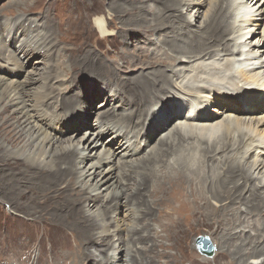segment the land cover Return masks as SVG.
I'll return each instance as SVG.
<instances>
[{
    "label": "bare ground",
    "instance_id": "bare-ground-1",
    "mask_svg": "<svg viewBox=\"0 0 264 264\" xmlns=\"http://www.w3.org/2000/svg\"><path fill=\"white\" fill-rule=\"evenodd\" d=\"M91 1H93L92 12H101L102 9L99 7L98 1ZM108 1V8L116 14L114 18L117 19L119 24H123L121 27L123 35L129 34V38L134 37L133 40L139 44L145 33L148 34L150 31L157 34L155 41L152 39H145V41H148L149 46L160 45V51L165 49L170 54L166 57L168 60H162V54L160 58L155 56L153 58L155 64L170 67L176 64L177 60L182 62L181 58H184V62L178 66L179 68L176 66L178 69L170 70L171 77L166 75L164 70L158 69V65L154 73L150 72L151 68L148 73L141 72L137 77L132 76L133 73L121 77L120 72L122 71L120 69L116 72L115 70H107L106 66L89 65L90 60L83 59L86 54L91 53L89 51L81 58L86 63L72 58L70 54L67 66L76 65L83 71L87 69L89 72H98V77L102 80L98 77H94L96 80H93L103 81V83L105 81L113 82L117 86L114 87L112 83L105 82L106 86L112 88L111 96L107 98L105 105L99 108H97L98 101L105 97V94L103 95L95 85L92 86L89 93L86 89L79 92L73 90L79 80L84 81L90 78L85 76L86 78L77 79L74 77L75 75L72 76L75 72L69 76L68 73L70 72L67 70H64V74L61 76L63 70L61 71V66L55 63L53 67H44L46 68L45 77L46 80L49 78L52 80L53 74L60 71L58 77L55 75L58 86H54L55 84L52 82L53 85L49 81L48 84L40 85L38 89H34L33 84L36 83L32 78L34 75L27 71L24 72L23 63L16 57L18 53H22L25 58H29L32 55H40V52L44 51L45 55L51 58L48 53L52 50H58V46L54 43L56 42L55 39H57L58 44L63 43L65 19L52 20L48 12L42 18L40 26L33 25L34 21L24 15L18 16L11 22L1 21L0 19V188L2 189L3 186L1 196L5 195V199L8 200L9 204L17 206L18 202L13 196L19 183H23L24 180L47 182L49 186L61 190L71 200V212H80L78 223L85 227L84 242L77 241L68 248L56 250L51 246V255L39 259L37 264H115L116 262L122 264L123 260L124 264L154 263L151 254L152 245L155 242L153 239L157 237V233L152 230L149 233V239L146 233V236H144L142 235L144 232H141L145 230L144 223L156 215L150 210V206H155V203L153 200L152 203L148 202L146 195L149 192V184L153 181L156 185L152 191L155 193L152 196L153 198L160 193H166L164 188L166 185L165 179L161 175L162 179L159 177L160 180H155L160 172L157 173L156 171L155 173L153 169L159 163H163L165 159L169 162L178 155L183 158L181 161L176 160L173 164L176 166L175 172L177 175L172 182L175 180V184L182 183L183 185V181L188 180L191 191L190 193L188 191L189 194L186 195H189L193 205L198 202L195 195L198 193L199 188L197 186L193 187L195 183L193 184L192 177H199L202 180V185L199 182V186H202L200 190H205L204 193L202 192L204 194H202L203 198L201 197L202 205L197 208V213L187 215L184 220H195L198 217V221L204 222L203 219L208 221L214 219L213 225H215L212 236L216 237L220 248L217 250V254L231 256L229 258L235 262L234 264H248L249 259L254 261L259 256H264V223H260L261 227L258 228V222L255 220L256 216L261 219L264 218L263 160L253 161L252 164L246 161V156L249 154H256L262 150L261 154L264 155V114L262 112L259 117L253 116L248 120L239 117L247 116L248 118L250 116L249 112H255L261 105L264 107V94H259L257 91L249 94L245 93L246 88L249 86H254L259 91L262 88V92H264V61H261V56H264V0H209V9L202 16V19L200 18V27L197 30L192 29L193 20L191 21V18L182 11L186 0ZM16 2L14 3L17 6ZM76 3L87 11L84 2L76 1ZM89 4L91 5V3ZM147 14H150L151 17L148 18ZM194 16L196 18L201 16L199 8L195 11ZM169 20L172 21V25L168 26L165 23ZM162 21H165V25L159 24ZM53 22L57 24L56 29ZM95 25L94 28L99 31L100 38H102L99 40L106 42L110 36L106 32L107 24L103 27L102 21H98ZM142 29L149 30L144 31L145 33L142 32L144 33L142 38L132 32V30L139 31ZM240 32L241 37L235 35L240 34ZM167 34H175L180 37L181 41L169 38ZM190 36L192 37L190 38ZM14 44L19 45V47H13ZM132 47L136 50V43ZM138 50H140V53ZM138 50L134 56L136 55L139 59L146 52V46L140 47ZM64 51L66 54L69 52L67 49ZM150 62L147 63V66L151 65ZM134 66L136 64L130 69L135 70ZM73 67L70 70L74 69ZM187 70L193 74L190 77L193 78L190 82L186 80L187 76L182 77L181 75ZM14 73L19 74V76H16V74L13 76L8 75ZM179 76L182 77L181 80H186V84L183 81L181 82L184 84H182L183 88L182 85L178 87L180 84L176 82L179 80ZM45 77H43V81H45ZM65 85L71 88H67ZM181 88L183 91L184 88H189L191 94H198L195 97L196 99L201 94L207 98L209 96L212 99V101L210 100L212 105L219 104L220 106L219 110L215 111L216 116L208 114L206 106H202L203 111H200L198 106L203 103H198V100L180 105L182 102H179V100L177 104V102H171L170 99L168 102H163L160 109H150L156 101H164V95L171 94L175 100L176 94L173 89L181 91ZM69 91H73V93L69 94ZM154 91L155 94L159 92L157 96H153ZM186 93L189 92L186 91ZM85 94L89 96L82 102L81 98ZM116 94L118 98L115 100L114 95ZM183 95L185 94L183 93ZM241 96H244V98ZM125 99H128V101ZM117 102L118 105L114 107ZM188 105L192 110L188 114L186 110L185 114L183 110ZM76 107L87 111L84 124L79 123L78 119L69 120V118H77L78 115L74 112ZM93 115L95 116L94 121L100 127L98 131L93 127ZM231 116H235V118ZM220 117L225 118L219 123L218 118ZM226 118H229V122ZM58 120L70 123L65 127L64 134L70 131L73 135L68 140L64 139L66 142H63L64 140L60 141L59 134H55L54 131L48 129V123L59 122ZM173 121H179V123L171 127ZM180 121H184L188 125L181 124ZM248 121L250 122L248 123ZM73 123L74 126H72ZM248 124L250 126L248 128H251V130L243 128ZM74 127L79 129L75 130ZM83 130L88 132L83 133ZM164 131L167 133L165 132L166 134L156 141L155 138ZM79 133H82L79 140L72 138ZM105 136L109 137L111 143L109 145L106 143L104 146L105 142H101V144H104L100 146L102 149L99 152L94 142L96 139L101 140ZM154 140L157 143L155 146L152 145L151 149L149 146ZM75 141L83 142L80 144L82 148ZM114 146L121 149L115 151ZM188 146H190L189 150ZM148 147L151 149L150 151L147 150ZM85 148L86 151L90 149L88 164H85V168L88 166V169L78 171L77 167H79V160L82 156L81 149ZM199 150L200 160L197 166H206L207 169L206 167L205 169L208 173L212 171L211 177L200 176L198 169L194 168L186 171L188 168L186 164L189 163L190 165L192 158L197 157ZM146 151H149V154L144 158L133 159ZM108 156L109 159L107 160ZM254 156L256 157V155ZM189 157L192 159L190 162L187 160ZM154 158H158L157 164L153 163L155 162L153 161ZM206 158L207 161L204 164ZM102 160L107 161L105 166H100ZM112 160H116L120 164V171L117 175L112 174L110 166L113 163ZM218 163L221 164V167L217 166ZM6 169L11 172L13 178L9 183L2 184L3 177L1 174ZM160 169L161 174L167 173L165 166L162 165ZM167 170L171 175L173 170L168 168ZM100 172L106 174L102 183L106 190L114 184L116 185L113 190L116 188L119 190L115 192V199L112 200V203L115 202L116 205H119L122 200L126 207L131 206L128 214L133 217L132 223L123 231L126 234L123 236L125 239L111 234L113 238L110 237V239L117 241L110 240L111 244L107 245L108 250L114 252L109 254L107 259L102 256L106 250L101 249V247H103L105 239L111 236L108 231L116 222V216H111L114 211L108 205L99 206V202H102L101 199L95 198V201L90 196L89 199H84V192L97 191L100 186L99 183L89 185L88 188L83 187L85 188L83 194H78L77 190L75 193L70 191L71 188L75 189L77 187L78 189L79 184L86 177L94 180ZM151 173H154L152 178L150 177ZM260 175L262 176L259 177ZM113 180H115L114 183H112ZM140 187L144 188L143 192L139 191ZM143 188L141 189L143 190ZM108 195L106 194L104 197L107 198ZM186 195L181 192L176 195V200H178V196L183 197V200L188 199ZM206 195H210V199L214 201L213 204L210 203L209 197L207 198ZM155 200L158 204L157 207L163 206L162 201L158 198ZM85 204L87 208L92 205L87 212L83 211ZM187 205L184 202V206ZM164 206H170V204ZM240 207L242 208L239 210ZM168 208H171V206ZM108 209L110 210L109 213L106 212ZM245 215H254L251 217L252 221L246 220ZM167 218L170 219V216L164 217V219ZM176 224L179 225L178 222ZM236 224L239 225L238 228L243 229L252 225L255 232L254 236L250 235L249 232L244 234L245 230L240 233L234 227ZM137 225H143L141 231L140 228H137ZM97 228L103 229L100 240L93 237ZM180 230L181 227L176 232L180 233ZM185 231L182 232L185 233ZM232 231L235 232L232 233ZM114 232L115 230L112 233ZM125 240L127 244H125L126 248L123 249ZM141 243L144 245L150 243L151 247L147 246L142 252L137 253L136 256L143 257V261L139 263L132 253L136 251L135 245ZM83 244L86 245V250ZM132 245L134 246L133 250ZM260 264H264V260Z\"/></svg>",
    "mask_w": 264,
    "mask_h": 264
},
{
    "label": "rangeland",
    "instance_id": "rangeland-1",
    "mask_svg": "<svg viewBox=\"0 0 264 264\" xmlns=\"http://www.w3.org/2000/svg\"><path fill=\"white\" fill-rule=\"evenodd\" d=\"M15 1H17L16 2L18 4L17 6L14 3ZM76 1L77 2H79V1L84 2L86 4L87 11L80 4L76 3ZM103 1H104V3H103ZM136 1H138V0H136ZM96 2L98 3L99 7L102 9V11L99 13L92 12L91 9L93 6L92 5L93 1H91V0H87V1L86 0H74V1L73 0H0V19H1V21H10L11 22L12 20L17 18L18 16L24 15V16H27L28 18H31L34 21L33 25H39L40 26L41 20L44 17V15H46V12L49 13V16L51 17L52 20L53 19H63V20L65 19L66 24L64 27V31H65L64 33L65 34H64V39L62 40L63 43L58 44L57 39H55L56 42L53 41L56 44V46H58L57 47L58 50H52V52L50 51L48 53V55H51V58H49L50 56L47 57L45 55L44 51H41L40 55H37V56L32 55L29 58H25L22 53H18L16 55V57L19 59V61L22 62L24 65V72L27 71L29 73H32V75H34L32 77L33 80L36 82L33 84L34 89H38L40 87V85L48 84L49 81H51V84L54 83L55 84V85L53 84L54 86H58V84H57L58 80L55 81V79H56L55 75L56 76L59 75L60 71H58V73L56 72L53 74L54 76L51 77L52 80L54 79L53 81L50 80V78L46 80V77H45L46 68H44L45 66L53 67V66H55V63H56L59 66H61V71L63 70L62 73L60 74L61 76L64 74L63 73L64 70L65 71L67 70L68 72H70V73H68L69 76L75 72L72 76L75 75L74 77H76L77 79L86 78V77L90 78V79L84 80V81L79 80V82L75 85V87H73V90H75V91L78 90V92H79V91L86 89L87 93H89L90 92L89 90L92 88L93 85H95V87L98 88V90H100L103 93V95L105 94V97H102V99L100 101H98L99 105L97 106V108H99V107H102L103 105H105L108 97L110 98V96H111L110 92L112 91V88L105 85L106 81L104 83H103V81H99V82H98V80L95 81L96 79L94 77H98V72H94V73L89 72L87 69H86V71H83L82 69L76 67V65H72V66H74L73 67L74 69L70 70L72 68V66H67V64L69 63L68 57L70 58V56H71L74 59H79V61L86 63L81 58L85 55V53H87L89 51L91 53L86 54L83 57V59H86V61L90 60L89 65L106 66L107 70H110V71L115 70L116 72H118V69H120L122 71V72H120L121 77L129 76L132 73H133L132 76L135 75V77H137V76H139V73H141V72L148 73L151 68L153 70L151 69L150 72L154 73L157 68L158 69L160 68L161 70L165 71L166 75L170 76L171 75L170 70L171 69L176 70L175 68H177L180 64H182L184 62V58H181L182 62L180 60H177L176 64L171 65L170 67L164 66L161 64H159V65L155 64L154 59H153L155 56L157 58H160L161 54H162L163 55L162 60H168L166 57L168 56V54H170L165 49L160 51V49H159L160 45L149 46L148 41H145V39H152L155 41V39H156L155 36H157V34L150 32L149 30H144V29L139 30V31L132 30V32H134V34H136L139 38L143 37V34L145 33L144 31H146V32L149 31L148 34L145 33V36L143 37L142 40H140V43L138 44V42H135V40H133L134 37H131L132 38L131 39V38H129V34L123 35V30H121V27L123 24L122 25L119 24L117 19L114 18L116 16V14L114 12H112L110 10V8H108V2L109 1L108 0H96ZM75 3L77 4V7H76ZM89 3H91V5ZM209 4H210L209 0H186L185 1V5L182 7V11H183V13H186V16L191 18V21L193 20L192 21L193 22V26H192L193 30H197L198 27H200V22H201L202 16L209 9ZM78 6H80V7H78ZM198 8L201 12V16L199 18H196V16H194V15H195V11ZM190 10H192V11L189 13ZM81 13H82V15H81ZM79 16H81V17H79ZM83 16H84V18H83ZM149 16H150V14H147L148 18H149ZM98 21H102L103 27L106 26V24H107V31L106 32L110 36L109 37L107 36L108 39L106 40V42H102L99 40L102 38H100L99 31L94 28V27H96L95 24ZM164 23H165V21H162L159 24L160 25L166 24L168 26L172 25L171 20H169L165 24ZM236 23H238V21H236ZM53 25H54V28L57 26V24L54 22H53ZM80 28H82V29H80ZM123 28H125V27H123ZM142 32H144V33H142ZM235 35H237L239 37L242 36L241 32H240V34H235ZM168 37L175 39L177 41H181L180 37L179 36L177 37L175 34L174 35L170 34V35H168ZM191 37L192 36H190V38ZM255 38H258V37H255ZM135 43L137 46L136 50H134V47H132V45ZM14 46L19 47V45H16V44H14L13 47ZM145 46H146V52L143 53L145 56L141 55L142 58H139L140 59L139 60L136 55L134 56V54L138 49H140V47L142 48ZM126 47L128 48L127 50H126ZM65 48L67 49V51H69L67 54L64 51V50H66ZM138 51L140 53V50H138ZM120 54H121V57H120ZM147 54H149V55H147ZM261 55H263V54L261 53ZM201 57H196V58H201ZM263 57L264 56H261V61H264ZM164 58H166V59H164ZM126 62H128L127 63L128 65L126 64ZM141 62H143V63H141ZM149 62L151 63L152 66L151 65L147 66V63H149ZM132 64L133 65L136 64V66H134L135 70L130 69V67H133ZM156 66H157V68H156ZM122 67H124V68H122ZM53 72H55V71H53ZM84 72H85V74H84ZM15 74H16V76H19V74H17V73L8 74V75L13 76ZM94 74H96L97 76ZM181 75H182V77L187 76L186 80L188 82H190L193 79V78H190L193 74H191V71H189V70L184 71ZM43 77H45V81H43ZM182 77L178 78L179 79L178 81H180V82L176 81L178 84H180L178 87H180L183 83L186 84V80H181ZM98 78H100V77H98ZM93 79H95V80H93ZM182 81H183V83H181ZM123 82H125V81H123ZM106 83H110V84L112 83V85L114 87H117L116 85H114L113 82H106ZM183 85H182V88H183ZM65 87H67V85H65ZM67 88H71V87H67ZM182 88H181V91L179 90L180 88L178 90L173 89V92L176 94L174 97L175 100L173 99L171 94L170 95L169 94L164 95L163 96L164 101H156L154 104L151 105L150 109H152V108L155 110L160 109L163 102H168L170 99H171L170 100L171 102H177L179 100V102H182V103H180V105L187 104V103H193L192 101L198 100L197 101L198 103H203V104H201V106L207 107L206 112L208 114L216 116L215 111L219 110V107H220L219 104L212 105L210 103V100L212 101V99H210L209 96L207 98L203 94L199 95L200 97L198 96L199 98L196 99L195 97H197L198 94L196 95V94L192 93L193 94L192 95L190 93L191 89H189V88L185 89L184 88V91H183ZM65 90L68 92L67 89H65ZM263 90H264V88H263ZM186 91L189 92L191 94V96H193L194 98L191 97L189 95V93H186ZM178 92H180V93H178ZM259 92L261 94H264V92H262V88H261V91H259ZM72 93H73V91H69V94H72ZM158 93L159 92H156V94H155V91H154L153 96H157ZM183 93L185 95H183ZM88 96H89L88 94H85L81 98V101L84 102V100ZM117 98H118L117 94L114 95V99L116 100ZM180 98H184V99H180ZM191 98H192V100H191ZM125 100L128 101V99H125ZM190 100H191V102H190ZM177 104H178V102H177ZM115 105H118V102L114 104V107H115ZM152 106H154V107H152ZM262 108H264V107L261 105L258 110H256L253 114H250V116L252 115L251 117L250 116H248V118H247V116H239V117L240 118L243 117L242 119L245 118L247 120L251 119L253 116L259 117L262 114V112L264 114V109H262ZM74 112H75V114L78 115L77 118L76 117L75 118H69V120L74 121V120L78 119L79 123L84 124L86 122L85 116H86L87 111H83V109H81L80 107H76L74 109ZM185 112H186V110H185ZM93 113H94V110H93ZM94 117L95 116L93 115V119H92V123L94 125L93 127H95V130L98 131V129H100V127L94 121ZM231 117L235 118V116H231ZM223 118H225V117H223ZM223 118H221V117L218 118L219 123L223 120ZM226 120H228V122H229V118L228 119L226 118ZM249 122L250 121H248V123ZM51 123H48V127H49L48 129L49 130L51 129V131H54L55 134L58 133L59 137H60L59 138L60 141H63L64 139L68 140V138H70L71 135H73V133L72 132L70 133V131L67 132L66 134H64V129L68 124H70L69 122L64 123V121H59V122L53 121ZM177 123H179V121H177V122L173 121V123H171L172 125L171 124L170 125L172 127L173 125H177ZM181 124L186 125L187 123L182 121ZM74 125L75 124L73 123L72 126H74ZM189 125H190V123H189ZM248 126H249V124L246 126H243V128L247 129V130H249V129L251 130V128H248ZM69 129L70 128L68 127V130ZM74 129L76 130L79 128L74 127ZM166 129L168 131L169 126ZM261 130H262V128H261ZM144 131H145V129H144ZM82 132L86 133L88 131L83 130ZM165 132L166 131L162 132V134H160L157 138H155L156 141H158L159 138L163 137L167 133V132L166 133ZM80 135H82V133H79V134H77V136L75 135L76 137H72V138H75V140L76 139L79 140ZM108 138H109L108 136H105L101 140H99V139L95 140L94 145H96V149H98L99 152L102 149V148H100V146L102 144H104V143L101 144V142H105L104 146L106 145V143H107V145H109L111 143V140ZM186 138H188V137H186ZM261 138L263 139V137H261ZM262 139H260V140H262ZM65 140L63 142H66ZM156 141L154 140V142L149 147L151 148L152 145L155 146L157 143ZM185 141H188V140H185ZM76 143L79 144V147H80V144H82L83 142L79 143V141H77ZM84 146H85V144H84ZM149 147L147 150L150 151L152 148L150 149ZM80 148H82V147H80ZM114 148H115V151H118L121 149L118 146H114ZM187 148L189 150L190 146H188ZM200 150L198 151V153L196 155L198 158L195 157V158H192L193 159L192 160L189 157L190 159L189 158L187 159V160H189L188 162H190L191 160L192 161L190 162V165H189V163L186 164L187 166L184 165V166L188 167L186 171H188V169L190 170V169L194 168L196 170L198 169L197 171L200 174V176L211 177L210 175H211L212 171H210V173H208V171H206V169H207L206 166H205L206 169H205V167H201V166L198 167L197 166L198 161L200 160L199 159L200 158V155H199ZM89 151H90V149H89ZM89 151H86V148L83 150L81 149L82 156L79 160L80 161L79 167H77L78 171L88 169V166H86V168H85V164H88ZM149 151L143 152L142 154H140L139 156H137L136 158H133V159H140V158L142 159L147 154H149L148 153ZM261 151L260 152L258 151L259 154L257 152L256 154L253 153V154L247 155L246 161L249 162V164H252L253 161L263 160V167H264V155L261 154L262 153ZM254 155H256V157ZM182 158L183 157L178 155L177 157L173 158V160H171L169 162L167 159H165L167 162L165 160L164 161L167 164L163 161V163H161V164L159 163L157 166L154 167L153 171L155 170V173H156V171H157V173L160 172L155 177V180L156 179L160 180L161 175H162L163 179H165V181H166V185L164 187L166 189L165 190L166 193L165 194L160 193L159 195H157V197L153 198L152 196L155 193H153L152 191L155 189L156 185L154 184V181H153V183L149 184V187H148L149 192L146 195V198H147L148 202L152 203V200L154 201L155 206L154 205L150 206V210H151V212H153L156 215L154 218L147 220L146 221L147 223L146 222L144 223L145 230L141 231V229L143 228V225H137V228L138 229L140 228L139 230L141 232H144V233H142V235L146 236L145 235V233H146L148 238H149V233L152 232V230L157 233V237H154V239H153L155 241L153 243V245H155V246L152 245V254H151L152 256L149 255V256H151L152 260L154 259L152 261L154 263H152V264H234L235 262H233L231 260V258H229L231 256H226V255L223 256L222 254H217V250L220 248L218 246V241L216 240V237L212 236L213 228L215 225V224L213 225L214 219L213 220L210 219V221L203 219L204 222L198 221V217H196L195 220L194 219H191L189 221L184 220V218H186L187 215H192L193 213L194 214L197 213V208H199L202 205V203H201V200L203 198L202 194L204 193L205 190H200L202 187L201 186L202 180L199 177L198 178L192 177L193 184L195 183L193 187L197 186L199 188L198 193L195 195L196 200H198V202L196 204L197 206H196V205L192 204V200L189 197V195H186V194H189L191 191L190 185L188 184V180H184L183 185H182V183H179V185L175 184L174 183L175 180L172 182V180L177 175V173L175 172L176 166H174L173 164H174V162H176V160L181 161ZM108 159H109V156L107 157V160ZM157 159L158 158H154L153 161H155V162H153V163L157 164L156 163L158 161ZM196 159H198V160H196ZM206 161H207V158L204 161V164L206 163ZM106 163H107V161L102 160L100 166H103V165L105 166ZM162 165L165 166L167 173L161 174L160 168ZM220 165L221 164L218 163L217 166H220ZM110 166L112 168V174L117 175L120 171V164L115 160V161H113L112 164H110ZM169 166H170V168H169ZM157 167H159V168H157ZM167 168L169 170L170 169L173 170L171 175L169 174V171L167 170ZM1 175L3 177L2 184L9 183V181L13 178L11 172L8 169L4 170ZM105 175H106L105 173L102 174L100 172L99 175L97 176V178H95L94 180L90 179L89 177H86L79 184L78 189H77V187H75V189L71 188L70 191L71 192L73 191L72 193H75V191L77 190L78 194H83V192L85 191V188H88L89 185H95V184L99 183L100 186H99V189L97 191L86 192V193L84 192L85 198L84 197L83 198L89 199V196H90L95 201H96L95 198H98V199H101V201H102V202H99V206L103 205V207H104V206L108 205V207H110L111 210L114 211V213L111 216L112 217L116 216V222L111 226V228L109 229L110 231H108L109 232L108 234L118 235L121 239H125V237H123V236H125L126 234L123 231L126 230L128 228V226L130 225V223H132V221H133L132 215L128 214L131 206L126 207L125 204L122 203L123 202L122 200L119 202V205H116L115 202L112 203V200L115 199V196H114L115 192H118L119 190H118V188L113 190V187H115L116 184H114L113 186H110L108 188V190H106V187H104L102 185V183L104 181L103 178L105 177ZM150 175H151L150 176L151 178H152V176L154 177V173L153 174L151 173ZM255 175H256V173H255ZM261 176L262 175H260L259 177H261ZM185 177L187 178V176H185ZM167 179H168V181H167ZM187 179H189V178H187ZM115 180H113L112 183H114ZM189 181H190V179H189ZM196 182H198V183H196ZM199 182L201 184L200 186H199ZM255 183H257V182H255ZM83 187H85V188H83ZM16 188H17V190L15 191V194L13 197L18 202L17 206L9 204L8 200L5 199V195L1 196V191L3 189V186H2V189L0 188V264H23V263L24 264H37L39 259H43V257H49L51 255V246L53 247V249L56 250L59 248H68L71 244H73L77 241H80L82 243L83 237H84L83 234L85 232L84 231L85 227L78 223L80 212H78V213L71 212V210H70L71 200L67 196H65L61 192V190H56V187L49 186L47 182H29L27 180H24L23 183H19ZM141 188H143V187H140L139 191L143 192L144 188H143V190ZM188 191H189V193H188ZM262 191H264V188ZM181 192L188 197V199H185L186 201L183 200V197H181V196H178V200H176V195L180 194ZM106 194H109L107 196V198L104 197ZM200 194H201V196H200ZM166 195H167V197H166ZM206 197L207 198L209 197L208 200L210 201L211 204H213L214 201L210 199V195L209 196L206 195ZM156 198H158L160 201L163 202L162 207H160V208L157 207L158 204L156 203V200H155ZM169 200H170V202H169ZM89 201H91V200H89ZM94 202H92V203H94ZM184 202L187 203L188 205L184 206ZM168 204H170L171 208H168L170 206H166V207L164 206V205H168ZM85 206H86V204L83 206V211L87 212L88 209L92 205L89 208H87ZM241 208L242 207H240L239 210ZM187 211H189V212L186 214ZM247 211H246V213H247ZM106 212L109 213L110 210L108 209V210H106ZM107 213H106V215H107ZM166 216H170V219H168V218L164 219V217H166ZM252 216H254V215H252ZM252 216H246L245 215L244 217H246V220L252 221V218H251ZM244 217L242 216V219ZM258 217L259 216H256L255 220L258 222V228H260L261 224L264 223V221H263L264 218L261 219L260 217L259 218ZM171 219H173V220H171ZM258 220L261 222H259ZM176 222H178L179 225H177ZM182 222H183V224H182ZM167 225H169V226H167ZM141 226H142V228H141ZM148 226H150V227H148ZM237 226H239V225L236 224L234 227L240 233L242 230L243 231L245 230V233L243 232L244 234L249 232V233H251L250 235L254 236L255 232L252 228V225H249L248 228H244V229L241 227L238 228ZM114 227H117V228L115 229ZM180 227H181L180 233L176 232V230L178 231V229ZM197 228H198V230H197ZM113 229L115 230L114 233H112L114 231ZM160 229H161V231H160ZM182 231L183 232L185 231V233H183ZM102 232H103V229L97 228L95 230V235L93 234L94 235L93 237L100 240ZM233 232H235V231H232V233ZM110 237L113 238L112 235L109 236L107 239H105V241L103 243V247H101V249L106 250L104 252L105 255H104V253L102 255L104 259H107L109 254L114 253L113 250H111V251H110V249L108 250L107 245L111 244L110 240L111 241L114 240V242H116L117 240H115V239L112 240V239H110ZM199 237L207 238V240L211 244V247H213V255L211 257H206V256L200 254L198 252V250L196 249L195 243ZM179 239H180V241H179ZM125 244H127L126 240L123 244V249L126 248ZM83 246H84V249L86 250V245L83 244ZM147 246L151 247V244L148 243V244L144 245L143 243H141V244L135 245V247L132 245V250H133V247L136 250L132 254L134 257H136V260L139 263H141L143 261V257L142 256H136V255L139 251L142 252V250L145 249ZM138 258H140V259H138ZM219 258H221V259H219ZM263 260H264V256L261 255V256H259V258L255 259L254 261L249 259L248 264L249 263L260 264V263H262ZM21 261H23V262H21ZM123 262H124V260H123ZM123 262H122V264H124ZM115 264H120V263L116 262Z\"/></svg>",
    "mask_w": 264,
    "mask_h": 264
},
{
    "label": "water",
    "instance_id": "water-1",
    "mask_svg": "<svg viewBox=\"0 0 264 264\" xmlns=\"http://www.w3.org/2000/svg\"><path fill=\"white\" fill-rule=\"evenodd\" d=\"M196 248L198 252L206 257H211L213 255V247L209 241L204 237H199L196 240Z\"/></svg>",
    "mask_w": 264,
    "mask_h": 264
}]
</instances>
